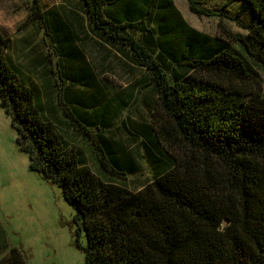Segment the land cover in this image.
I'll return each mask as SVG.
<instances>
[{
    "label": "trees",
    "instance_id": "16d2710c",
    "mask_svg": "<svg viewBox=\"0 0 264 264\" xmlns=\"http://www.w3.org/2000/svg\"><path fill=\"white\" fill-rule=\"evenodd\" d=\"M186 1L195 16L228 18L247 34L219 25L223 39L204 35L172 0H77L92 31L150 77L155 140L189 152L171 165L159 160L166 169L137 193L114 181L125 177L96 141L98 174L65 144L58 125L93 138L91 122L73 117L58 94L44 104L23 85L0 32L1 106L29 169L56 184L74 211L85 264H264V96L250 63L264 65V0H237L253 15L246 25ZM29 4L27 21L46 30L40 0ZM0 234V264H25Z\"/></svg>",
    "mask_w": 264,
    "mask_h": 264
},
{
    "label": "rangeland",
    "instance_id": "374dc122",
    "mask_svg": "<svg viewBox=\"0 0 264 264\" xmlns=\"http://www.w3.org/2000/svg\"><path fill=\"white\" fill-rule=\"evenodd\" d=\"M196 1L207 11L244 25L253 23V15L240 1ZM172 2L189 27L204 35L223 39L221 27L235 37L247 34L228 18L195 16L186 0ZM29 3L0 0V32L11 41L9 63L44 104L46 95L58 94L73 117H88L93 138L68 123L57 128L92 172L98 174L93 141L117 161V172L125 178L114 181L133 193L166 169L159 160L171 165L174 158L189 159L186 149L155 140L158 99L150 77L92 31L77 0H40L46 30L27 21ZM250 63L264 96V65ZM17 138L0 103V228L6 242L23 254L25 264H85L80 246L86 238L83 231L77 232L74 211L56 184L29 169Z\"/></svg>",
    "mask_w": 264,
    "mask_h": 264
}]
</instances>
